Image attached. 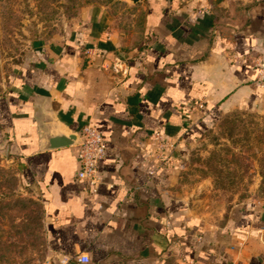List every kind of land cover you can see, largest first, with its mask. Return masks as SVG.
Returning a JSON list of instances; mask_svg holds the SVG:
<instances>
[{"label": "crops", "instance_id": "0c3cea01", "mask_svg": "<svg viewBox=\"0 0 264 264\" xmlns=\"http://www.w3.org/2000/svg\"><path fill=\"white\" fill-rule=\"evenodd\" d=\"M135 8L134 33L81 16L65 37L35 43L0 96V145L42 206L44 264H264V203L216 226L172 190L185 146L262 93L264 0ZM48 107L101 134L94 185L76 178V146L38 150L36 117Z\"/></svg>", "mask_w": 264, "mask_h": 264}, {"label": "rangeland", "instance_id": "374dc122", "mask_svg": "<svg viewBox=\"0 0 264 264\" xmlns=\"http://www.w3.org/2000/svg\"><path fill=\"white\" fill-rule=\"evenodd\" d=\"M81 16L133 33L139 24V12L124 0H0V96L26 50L65 37ZM261 82V94L217 115L180 154L172 190L216 226L238 206L264 203ZM18 173V162L0 145V264H44L42 206Z\"/></svg>", "mask_w": 264, "mask_h": 264}, {"label": "built area", "instance_id": "2783aa9c", "mask_svg": "<svg viewBox=\"0 0 264 264\" xmlns=\"http://www.w3.org/2000/svg\"><path fill=\"white\" fill-rule=\"evenodd\" d=\"M258 66L257 83L261 85V81L264 79V58L260 59ZM199 108H203L202 105H198ZM81 132L82 141L76 147L77 160L79 168L77 171L78 179L84 180L91 185L97 182V165L99 161L104 157L106 152V146L102 140L99 131L91 124L84 125ZM155 140L160 149H163L164 143L156 135ZM89 257L87 255H80L77 257V261L82 263H88ZM183 264H194L192 261L184 260Z\"/></svg>", "mask_w": 264, "mask_h": 264}, {"label": "water", "instance_id": "95a60500", "mask_svg": "<svg viewBox=\"0 0 264 264\" xmlns=\"http://www.w3.org/2000/svg\"><path fill=\"white\" fill-rule=\"evenodd\" d=\"M129 5L137 6L144 0H124ZM38 127L36 132L38 134L39 151H47L53 149H60L65 147L77 146L81 143V132L69 128L63 124L54 111L48 107L36 117Z\"/></svg>", "mask_w": 264, "mask_h": 264}]
</instances>
